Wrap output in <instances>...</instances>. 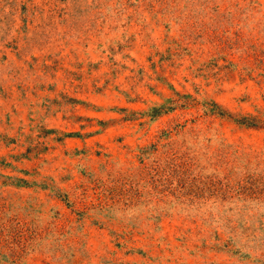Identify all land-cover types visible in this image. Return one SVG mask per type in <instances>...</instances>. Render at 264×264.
<instances>
[{
	"label": "rangeland",
	"instance_id": "374dc122",
	"mask_svg": "<svg viewBox=\"0 0 264 264\" xmlns=\"http://www.w3.org/2000/svg\"><path fill=\"white\" fill-rule=\"evenodd\" d=\"M0 264H264V0H0Z\"/></svg>",
	"mask_w": 264,
	"mask_h": 264
}]
</instances>
